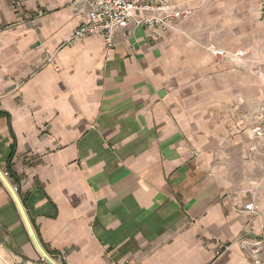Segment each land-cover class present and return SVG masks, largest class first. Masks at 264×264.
Masks as SVG:
<instances>
[{
	"label": "crops",
	"instance_id": "1",
	"mask_svg": "<svg viewBox=\"0 0 264 264\" xmlns=\"http://www.w3.org/2000/svg\"><path fill=\"white\" fill-rule=\"evenodd\" d=\"M168 1L193 16L108 47L64 45L81 0H0V167L64 264H264V6ZM37 262L0 189V264Z\"/></svg>",
	"mask_w": 264,
	"mask_h": 264
},
{
	"label": "built area",
	"instance_id": "2",
	"mask_svg": "<svg viewBox=\"0 0 264 264\" xmlns=\"http://www.w3.org/2000/svg\"><path fill=\"white\" fill-rule=\"evenodd\" d=\"M88 6L86 20L72 33L64 45L76 44L87 37L100 35L108 47L114 46V33L118 29L128 28L132 24L143 26L154 37L161 38L180 22L193 16V11L184 9L168 0H81ZM151 13V15H148ZM212 53L221 59L239 60L244 51L229 53L223 49H213ZM53 56L49 60H52ZM0 189L6 191L17 207L27 234L38 256L36 264H64L62 256L52 252L44 245L33 219L30 217L26 202L21 195L20 185L11 171L0 167ZM245 210L254 211L253 204H247ZM249 242L243 241L245 248ZM261 243L251 250L257 261Z\"/></svg>",
	"mask_w": 264,
	"mask_h": 264
},
{
	"label": "rangeland",
	"instance_id": "3",
	"mask_svg": "<svg viewBox=\"0 0 264 264\" xmlns=\"http://www.w3.org/2000/svg\"><path fill=\"white\" fill-rule=\"evenodd\" d=\"M260 4L264 6V0H259ZM261 29L259 28V32L261 33L262 38H258L259 46L258 48L262 51H264V19L261 21ZM262 31V32H261ZM260 37V36H259ZM260 61V60H259ZM260 65L262 67L261 71V83H262V89L264 91V59L260 61Z\"/></svg>",
	"mask_w": 264,
	"mask_h": 264
},
{
	"label": "trees",
	"instance_id": "4",
	"mask_svg": "<svg viewBox=\"0 0 264 264\" xmlns=\"http://www.w3.org/2000/svg\"><path fill=\"white\" fill-rule=\"evenodd\" d=\"M12 173V172H11ZM12 176H13V174H12Z\"/></svg>",
	"mask_w": 264,
	"mask_h": 264
}]
</instances>
